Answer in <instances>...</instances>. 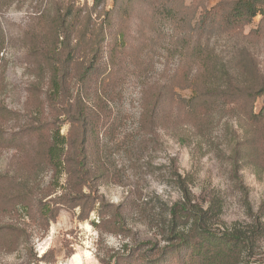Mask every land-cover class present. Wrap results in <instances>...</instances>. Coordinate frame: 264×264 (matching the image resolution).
<instances>
[{"label":"rangeland","instance_id":"obj_1","mask_svg":"<svg viewBox=\"0 0 264 264\" xmlns=\"http://www.w3.org/2000/svg\"><path fill=\"white\" fill-rule=\"evenodd\" d=\"M234 1L145 0L122 15L115 0H10L0 11V264L152 258L173 244L175 204L198 211L213 197L209 225L256 234L251 258L264 262V96L229 95L264 80L263 17L211 38L217 76L189 52L207 40L192 41L189 23ZM75 16L72 31L62 19ZM196 82L219 95L192 118L177 100ZM58 130L56 169L46 147ZM174 228L188 233L192 221Z\"/></svg>","mask_w":264,"mask_h":264},{"label":"trees","instance_id":"obj_2","mask_svg":"<svg viewBox=\"0 0 264 264\" xmlns=\"http://www.w3.org/2000/svg\"><path fill=\"white\" fill-rule=\"evenodd\" d=\"M104 1L94 0V9H98ZM141 1L145 0H115V6L120 10L122 15H129L132 9L141 3ZM9 3L10 0H0V11L9 5ZM37 12L40 13L41 10H37ZM113 12L114 9L106 12V15H108L107 19L110 18L111 20L113 18ZM41 14H43V11ZM258 15L263 17V23L264 0H235L230 8L224 7L223 3L219 2L213 7L204 10L194 25L192 22L189 23L192 41L193 34L195 33L201 37L205 36L207 39L205 44L200 41V45H192L189 49L193 59H199L201 62L203 68L201 71L202 75L204 72L207 78H211L217 76L220 70L218 61L214 58L213 52L210 50L211 38L223 34L242 32ZM79 19L80 16H75L71 21H68L67 18H63L62 20L65 21V24H69L68 26L74 27L72 30L74 31L79 23ZM262 29L263 26L258 31L252 29L245 37H260L262 36V33H260V31H263ZM193 89L194 94L191 97L180 98L179 96L177 103L180 109L184 111V114L192 118H198L200 109L212 107L213 101L210 98L211 96L219 95V92L216 89L213 91V94H210L208 91L209 88H202L197 82L193 86ZM233 93L235 95L241 93V96L253 100L257 97L264 96V80H262L260 85H246L242 90L230 92L229 95ZM245 141H249L247 134ZM65 144L66 138L58 130L51 136V142L46 147L48 158L56 169H59L63 165L62 156L64 154ZM76 144L78 171L84 178L88 171L86 164L87 154L85 140L81 134L77 137ZM188 202L189 205L195 207L192 205L191 199H188L183 205L182 203H176L174 206V224L171 227L173 234L169 238L173 243L171 246L165 247L152 258L146 254H142L135 260L128 258L118 264H264V262H259L256 259L252 260L251 258L257 241L256 234L248 235L238 229L216 231L209 225L210 214L216 208H220L217 197L206 198L208 206L206 209L202 206L198 207V211L189 208L187 205ZM52 207L46 203H41L40 209L42 214L44 216L52 215V217H55L56 213H52ZM188 220L192 221V229L188 233L176 231L174 225L186 224L189 222Z\"/></svg>","mask_w":264,"mask_h":264},{"label":"bare ground","instance_id":"obj_3","mask_svg":"<svg viewBox=\"0 0 264 264\" xmlns=\"http://www.w3.org/2000/svg\"><path fill=\"white\" fill-rule=\"evenodd\" d=\"M75 258H78V256H75Z\"/></svg>","mask_w":264,"mask_h":264}]
</instances>
